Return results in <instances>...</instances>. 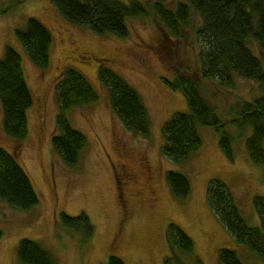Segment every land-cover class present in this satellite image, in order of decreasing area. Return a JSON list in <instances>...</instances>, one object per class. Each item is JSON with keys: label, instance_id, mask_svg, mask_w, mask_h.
Returning <instances> with one entry per match:
<instances>
[{"label": "rangeland", "instance_id": "obj_1", "mask_svg": "<svg viewBox=\"0 0 264 264\" xmlns=\"http://www.w3.org/2000/svg\"><path fill=\"white\" fill-rule=\"evenodd\" d=\"M162 1L173 9L180 0ZM30 16L52 35L45 69L31 62L15 33ZM199 23V16L193 14L181 36L170 38L152 11L128 18L129 34L122 38L98 35L66 21L50 0H0V56L7 45L20 54L33 97L27 111L28 133L20 142L3 132L0 105V146L17 152L39 198L29 210L0 200V264H19L16 248L22 237L39 241L57 264H105L111 254L125 264H165L170 253L165 239L169 222L180 226L193 241L192 253L182 255L184 264H197L196 259L198 264H220L221 248L236 251L244 264H264V259L228 233L206 199L209 181L222 180L246 222L259 225L253 198L264 196L263 169L251 162L245 137L228 118L232 106L253 99L260 88L257 82L242 77L233 88H223L199 76L194 47V27ZM252 48L264 61L255 43ZM98 61L108 62L138 91L150 119L148 135L129 131L114 114L97 76ZM68 67L79 71L99 93L97 100L68 112L71 126L87 139L74 166L65 165L51 144L57 132L56 86ZM187 70L219 116L226 119L225 128L233 135L232 158L222 153L219 134L210 126L199 127L201 146L187 161L173 162L161 155L163 123L174 112L186 109L182 93L170 89L164 77ZM168 170L188 177L191 191L187 197L171 193ZM118 172L128 174L120 193ZM61 212L71 217L86 213L93 225L92 238L82 241L80 234L62 225ZM173 264L178 263L174 260Z\"/></svg>", "mask_w": 264, "mask_h": 264}, {"label": "trees", "instance_id": "obj_2", "mask_svg": "<svg viewBox=\"0 0 264 264\" xmlns=\"http://www.w3.org/2000/svg\"><path fill=\"white\" fill-rule=\"evenodd\" d=\"M68 22L86 27L93 33L127 37V19L147 16L154 12L159 25L170 38L181 36V30L190 25L193 14L200 23L194 27V47L198 73L217 86L233 88L238 77L258 83L260 93L250 100L238 102L229 111L228 120L245 137V151L251 162L263 169L264 177V61L253 51L255 43L264 54V0H180L173 9L162 0H50ZM31 62L40 69L49 63L52 35L35 17H27L24 25L15 31ZM97 76L106 89L114 114L126 129L136 135H148L150 119L143 99L106 61H98ZM167 86L184 96L186 109L174 112L162 125L160 153L173 162H184L201 146L200 126H210L219 134V148L228 158L234 156L232 133L225 128L226 119L202 94L197 80L187 71H176L172 78L164 77ZM58 112L57 132L51 137L52 149L67 166L78 163L87 139L71 126L68 112L98 99L99 93L73 67L65 69L56 86ZM33 97L25 80L20 54L5 46L0 56V105L3 132L22 141L28 133L27 111ZM246 130H248L247 133ZM16 151L0 146V200L7 205L29 210L39 203L32 181L19 162ZM166 181L171 193L185 198L191 191L188 177L168 170ZM207 203L228 233L250 251L264 259V196L253 198L259 225L246 222L235 197L227 184L219 179L209 181ZM61 224L80 234L82 241L93 236L89 216L60 213ZM1 236V230H0ZM169 256L165 264H184L182 255L191 254L193 241L177 224L169 222L165 228ZM182 257V258H181ZM19 264H57L52 253L39 241L22 237L16 248ZM183 259V261H182ZM220 264H244L236 251L221 248ZM195 263H199L196 259ZM105 264H125L116 255H109Z\"/></svg>", "mask_w": 264, "mask_h": 264}, {"label": "flooded vegetation", "instance_id": "obj_3", "mask_svg": "<svg viewBox=\"0 0 264 264\" xmlns=\"http://www.w3.org/2000/svg\"><path fill=\"white\" fill-rule=\"evenodd\" d=\"M118 175L120 176V178L123 180H120V178H118L117 176V183H118V189H119V193H120V190H121V187L123 184H125L126 182V179H128V174L126 173H119L118 172ZM121 185V186H120Z\"/></svg>", "mask_w": 264, "mask_h": 264}]
</instances>
